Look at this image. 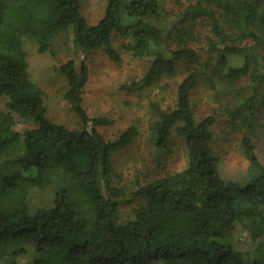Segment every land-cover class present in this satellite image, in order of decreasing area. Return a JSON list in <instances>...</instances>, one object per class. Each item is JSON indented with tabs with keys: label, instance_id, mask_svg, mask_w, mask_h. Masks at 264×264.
I'll return each instance as SVG.
<instances>
[{
	"label": "trees",
	"instance_id": "obj_1",
	"mask_svg": "<svg viewBox=\"0 0 264 264\" xmlns=\"http://www.w3.org/2000/svg\"><path fill=\"white\" fill-rule=\"evenodd\" d=\"M167 1L108 0L103 19L89 26L79 0H0V98L6 100L0 112V264H264V165L245 137L240 142L245 178H220L212 149L214 119L197 123L193 115L194 74L178 86L173 110L151 106L157 117L154 145L166 150L173 133L181 138L186 168L138 190L135 198L142 204L131 221L120 222L123 193L111 185L112 158L132 144L136 132L130 128L112 143L99 134L97 128L108 122L89 118L83 109L88 77L83 60L102 51L117 62L113 38L129 40L133 56L151 57V64L138 82L121 87L126 93L173 78L180 63L197 64L191 49H164L176 30L167 26ZM197 19L210 24L215 69H225L230 80L249 79L244 105L252 113L264 81V0H195L182 21ZM226 29L238 44L252 47L231 45ZM26 41L39 55L54 54L55 41L73 54L59 73L78 130L47 119L43 92L28 76ZM232 57L242 58V66H229ZM14 116L34 129L18 133ZM10 152L17 155L4 162ZM50 186L52 207L29 211L28 193ZM240 232L250 242L244 252L233 244Z\"/></svg>",
	"mask_w": 264,
	"mask_h": 264
},
{
	"label": "rangeland",
	"instance_id": "obj_2",
	"mask_svg": "<svg viewBox=\"0 0 264 264\" xmlns=\"http://www.w3.org/2000/svg\"><path fill=\"white\" fill-rule=\"evenodd\" d=\"M79 4L81 16L87 25L96 26L105 15L108 0H79ZM194 4L195 0H168L165 5L167 26L176 30L172 32V39L165 43L164 49H191L199 56L197 64L180 63L173 78L162 79L140 93L122 90V86L136 83L143 77L151 64V57L133 56L128 50L130 41L118 36L113 38L112 47L119 61L110 60L102 51L92 53L83 60L88 70L82 95L83 109L89 118L108 122L97 128L99 134L106 142L112 143L130 128L136 132L132 144L112 158L111 185L123 193V197L118 200V215L122 224L131 221L135 210L142 204L135 198L138 190L186 168L187 153L181 138L173 133L170 147L166 150L154 145L152 126L157 117L151 106L161 111L173 110L176 90L189 74L195 75L191 106L196 122L214 119L211 128L212 149L219 160L220 178L225 182H242L245 178L248 165L240 148V142L245 137L252 141L256 156L264 165V81L260 85L252 113H249L244 101L249 94L250 81L248 78L230 80L225 77V69H215L214 58L209 53V45L214 39L208 21H182L184 11ZM226 32L231 45L252 47L249 42L238 44L234 32L227 29ZM24 49L27 53L28 76L43 92L47 119L68 130H78L79 121L63 99L67 83L59 73L61 65L74 59L73 54L61 41H55L54 54H37L36 46L29 41L24 43ZM262 55L264 57V53ZM242 64V58L228 59V65L233 68L241 67ZM5 104L6 100L0 98V112L6 111ZM34 127L31 122H24L14 116V129L18 133ZM15 155L17 152H10L3 161L8 162ZM53 199L54 186L42 192L31 190L27 199L29 211L48 209L52 207ZM249 243L245 233L235 234L233 244L237 250L244 252Z\"/></svg>",
	"mask_w": 264,
	"mask_h": 264
}]
</instances>
